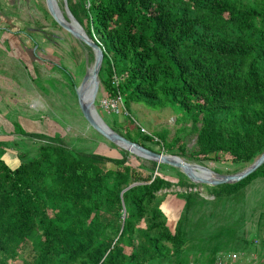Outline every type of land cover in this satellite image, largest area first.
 Returning a JSON list of instances; mask_svg holds the SVG:
<instances>
[{
	"label": "trees",
	"instance_id": "obj_1",
	"mask_svg": "<svg viewBox=\"0 0 264 264\" xmlns=\"http://www.w3.org/2000/svg\"><path fill=\"white\" fill-rule=\"evenodd\" d=\"M84 4L85 31L104 49L100 75L108 97L121 98L125 110L134 102L177 107L193 123L202 159L250 163L263 154L264 0ZM126 133L144 147L165 142L139 127L133 133L126 126ZM259 178L264 164L245 180L212 190L231 197ZM172 186L153 173L142 176L124 158L82 155L62 145H43L36 158L14 168L0 158V264L170 259L181 243L159 192Z\"/></svg>",
	"mask_w": 264,
	"mask_h": 264
},
{
	"label": "rangeland",
	"instance_id": "obj_2",
	"mask_svg": "<svg viewBox=\"0 0 264 264\" xmlns=\"http://www.w3.org/2000/svg\"><path fill=\"white\" fill-rule=\"evenodd\" d=\"M56 1L66 17V5L70 12L72 9L87 30L84 0ZM22 29L28 32L22 33ZM94 60L93 50L52 18L46 0H0V158L14 168L36 158L40 147L47 144L82 155L124 158L142 176L153 173L173 184L159 195L163 196L161 207L168 226L180 237L181 249L170 259L150 264H213L219 252L240 253L236 264L262 263L264 256L257 252L264 244V178L237 195L219 198L212 190L217 186L195 184L177 168L141 158L108 141L84 119L77 99V89ZM102 79L99 75L95 105L118 134L127 138V126L133 133L139 127L146 135L165 136L164 145L147 142L145 147L220 175L238 174L256 161L200 158L195 152L193 123L180 109L134 102L126 111L121 102L108 97ZM182 181L190 184L181 186ZM106 218L115 220L112 215Z\"/></svg>",
	"mask_w": 264,
	"mask_h": 264
},
{
	"label": "water",
	"instance_id": "obj_3",
	"mask_svg": "<svg viewBox=\"0 0 264 264\" xmlns=\"http://www.w3.org/2000/svg\"><path fill=\"white\" fill-rule=\"evenodd\" d=\"M46 4L49 13L51 14L52 18L57 22V24H59V26L69 32L78 41L91 48L94 52V64L91 68H89L84 79L81 82V85L77 89V99L80 111L84 119L87 121L90 127L93 128L96 132H98L101 136H103L113 144H116L121 148L128 150L129 152L131 151V153L134 152L135 154L141 156L144 159L157 162L158 164L169 165L181 170V172L191 182L195 184H205L210 186L236 184L251 176L264 164L263 152V154L246 170L234 175H220L203 166L189 164L177 156L159 154L153 150H150L138 143L129 140L128 138L112 130L102 119L95 105L100 89L99 75L104 62V49L100 46V44H98V42L92 40L87 35L86 31L75 19L67 5L66 10L69 22L68 20H66V18H64V16L62 17V15L59 13L58 4L56 0H46ZM73 23H75L76 26H72ZM89 81H91L93 89L90 96L86 97V88ZM199 167L208 171L211 174L212 179L198 177L195 174L194 169Z\"/></svg>",
	"mask_w": 264,
	"mask_h": 264
},
{
	"label": "built area",
	"instance_id": "obj_4",
	"mask_svg": "<svg viewBox=\"0 0 264 264\" xmlns=\"http://www.w3.org/2000/svg\"><path fill=\"white\" fill-rule=\"evenodd\" d=\"M117 101L121 102V98H119ZM239 258H240V253L219 252L218 255H216L213 264H236Z\"/></svg>",
	"mask_w": 264,
	"mask_h": 264
},
{
	"label": "bare ground",
	"instance_id": "obj_5",
	"mask_svg": "<svg viewBox=\"0 0 264 264\" xmlns=\"http://www.w3.org/2000/svg\"><path fill=\"white\" fill-rule=\"evenodd\" d=\"M58 11H59V13L62 15V17L64 16V18H66V20H68V18L66 17V15H64V13L60 11L59 7H58ZM68 22H69V20H68ZM70 23H71V22H70ZM72 26H76V24L73 23ZM90 84L92 85L91 81H89L88 84H87V88H88V89L86 88V90H87V91H86V97H89V96H90V94H91V92H92V89H93V85H92V88L89 89L88 86H90ZM130 152H131V151H130ZM132 154L138 156V155L135 154L134 152H132ZM139 157H141V156H139ZM141 158H142V157H141ZM194 172H195V174H196L198 177H200V178H208V179H212L211 174H210L208 171H206L205 169L201 168V167H199V168H195V169H194ZM202 173H203V175H202Z\"/></svg>",
	"mask_w": 264,
	"mask_h": 264
},
{
	"label": "crops",
	"instance_id": "obj_6",
	"mask_svg": "<svg viewBox=\"0 0 264 264\" xmlns=\"http://www.w3.org/2000/svg\"><path fill=\"white\" fill-rule=\"evenodd\" d=\"M264 235V234H263ZM261 238H264V236H262ZM263 247H260L259 249H258V255L259 256H264V244L262 245ZM263 259V262L261 263V262H259V264H264V258H262Z\"/></svg>",
	"mask_w": 264,
	"mask_h": 264
}]
</instances>
